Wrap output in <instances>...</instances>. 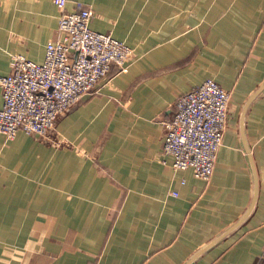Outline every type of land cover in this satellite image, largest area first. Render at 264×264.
Segmentation results:
<instances>
[{
    "label": "crops",
    "instance_id": "1",
    "mask_svg": "<svg viewBox=\"0 0 264 264\" xmlns=\"http://www.w3.org/2000/svg\"><path fill=\"white\" fill-rule=\"evenodd\" d=\"M76 2L131 59L46 136L0 135V264H186L248 209L251 164V212L189 264H264V88L241 120L264 84V0H0V75L41 62ZM207 78L229 102L204 181L161 143L176 98Z\"/></svg>",
    "mask_w": 264,
    "mask_h": 264
},
{
    "label": "built area",
    "instance_id": "2",
    "mask_svg": "<svg viewBox=\"0 0 264 264\" xmlns=\"http://www.w3.org/2000/svg\"><path fill=\"white\" fill-rule=\"evenodd\" d=\"M52 2L62 7L65 0ZM92 16L91 9L76 2L73 11L59 15L60 36L45 44L41 62L16 56L9 72L0 75L4 139H13L17 131L46 136L61 115L108 77L112 66L118 71L128 66L132 49L109 33L90 29ZM228 102L229 92L212 78L176 98L161 143L173 170L190 169L194 178L208 181L222 145ZM170 194L177 196L176 191Z\"/></svg>",
    "mask_w": 264,
    "mask_h": 264
},
{
    "label": "water",
    "instance_id": "3",
    "mask_svg": "<svg viewBox=\"0 0 264 264\" xmlns=\"http://www.w3.org/2000/svg\"><path fill=\"white\" fill-rule=\"evenodd\" d=\"M264 88V84H262L259 88H257V90H255L251 96L248 98V100L246 101V103L243 106V110H242V114H241V120L242 117L245 113L246 107L248 106V104L251 102V100L260 93V91ZM251 168L253 171V179H254V189H253V198L251 200V203L248 207V209L246 210V212L244 213V215L240 218V220H238V222L236 224H234L229 230H227L224 234L218 236L217 238L213 239L211 242H209L207 245H205L203 248H201L194 256L191 257L190 260H188V262L186 264H189L193 259H195L198 255H200L203 251L207 250L209 247H211L213 244H215L223 235H225L227 232H229L230 230H232L238 223H240L241 221H243V219L251 212L255 200H256V196H257V178L255 175V169L253 167V165L251 164Z\"/></svg>",
    "mask_w": 264,
    "mask_h": 264
}]
</instances>
